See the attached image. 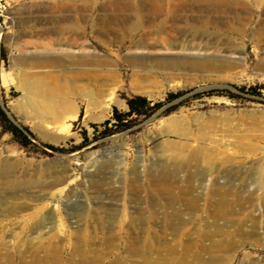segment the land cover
<instances>
[{
	"label": "rangeland",
	"instance_id": "obj_1",
	"mask_svg": "<svg viewBox=\"0 0 264 264\" xmlns=\"http://www.w3.org/2000/svg\"><path fill=\"white\" fill-rule=\"evenodd\" d=\"M98 74L101 103L25 104ZM8 164L0 264H264V0H0Z\"/></svg>",
	"mask_w": 264,
	"mask_h": 264
},
{
	"label": "bare ground",
	"instance_id": "obj_2",
	"mask_svg": "<svg viewBox=\"0 0 264 264\" xmlns=\"http://www.w3.org/2000/svg\"><path fill=\"white\" fill-rule=\"evenodd\" d=\"M80 77L81 75L77 76V79ZM93 79H95V82L90 85L76 82V87H40L38 85H30L28 83L27 87H22L25 95V104L27 106L33 107L34 113L37 116H41L45 121L60 119L64 116L69 107L75 106L78 100H83L88 104H98L102 102L108 87L102 86V76L99 74L97 77L94 76ZM48 128L50 127L47 126V130L40 127L38 128V131L43 137L51 138L56 141H59L61 138H65V136L62 135H56L52 137L50 132H48ZM60 133L62 132L57 130V134ZM14 170L15 167L11 164H8L4 170L0 171V174L5 179L3 182L4 187L11 190L10 194L14 199H18L21 195L19 193L21 185L25 183H34V180L20 182L13 177ZM57 181L58 177H55L50 184H55ZM11 205L12 208H16L18 205H20V203L13 201L11 202ZM38 214V211L34 212V216H37Z\"/></svg>",
	"mask_w": 264,
	"mask_h": 264
},
{
	"label": "trees",
	"instance_id": "obj_3",
	"mask_svg": "<svg viewBox=\"0 0 264 264\" xmlns=\"http://www.w3.org/2000/svg\"><path fill=\"white\" fill-rule=\"evenodd\" d=\"M174 96V95H172ZM138 100L142 101V103H139ZM129 106H130V111H129V114L132 115L134 113H137V114H146L147 111L146 109L148 108V106H150V103L149 101L146 99V98H131L129 101ZM145 105V106H144ZM147 107V108H145ZM150 109V107L148 108Z\"/></svg>",
	"mask_w": 264,
	"mask_h": 264
}]
</instances>
